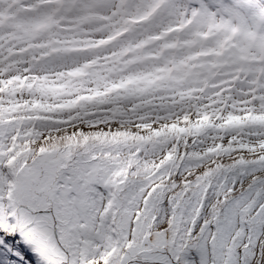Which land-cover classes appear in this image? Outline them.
Segmentation results:
<instances>
[{
    "label": "snow or ice",
    "instance_id": "1",
    "mask_svg": "<svg viewBox=\"0 0 264 264\" xmlns=\"http://www.w3.org/2000/svg\"><path fill=\"white\" fill-rule=\"evenodd\" d=\"M25 10L0 30V264H264V0Z\"/></svg>",
    "mask_w": 264,
    "mask_h": 264
},
{
    "label": "rangeland",
    "instance_id": "2",
    "mask_svg": "<svg viewBox=\"0 0 264 264\" xmlns=\"http://www.w3.org/2000/svg\"><path fill=\"white\" fill-rule=\"evenodd\" d=\"M23 0H19V3L17 4V7L19 8V12L16 13V15L13 17L14 19L6 21L5 19L1 18V21L3 22L1 25V28L4 29V31H11L14 30V26L25 20L29 13L25 10V5L28 4L29 0H26L24 4H22ZM2 16V14H0ZM105 22L101 21L100 24H103Z\"/></svg>",
    "mask_w": 264,
    "mask_h": 264
},
{
    "label": "clouds",
    "instance_id": "3",
    "mask_svg": "<svg viewBox=\"0 0 264 264\" xmlns=\"http://www.w3.org/2000/svg\"><path fill=\"white\" fill-rule=\"evenodd\" d=\"M19 0H0V18H8L9 16H15L19 12L17 4ZM26 6V5H25ZM11 9V12L9 11Z\"/></svg>",
    "mask_w": 264,
    "mask_h": 264
},
{
    "label": "trees",
    "instance_id": "4",
    "mask_svg": "<svg viewBox=\"0 0 264 264\" xmlns=\"http://www.w3.org/2000/svg\"><path fill=\"white\" fill-rule=\"evenodd\" d=\"M25 1H26V0H23L22 4H24ZM9 11L11 12V9H10ZM13 17H14V16H9L8 18H3V19H5L6 21H9V20L14 19ZM2 23H3V22L1 21V18H0V30H4V29L1 28Z\"/></svg>",
    "mask_w": 264,
    "mask_h": 264
}]
</instances>
